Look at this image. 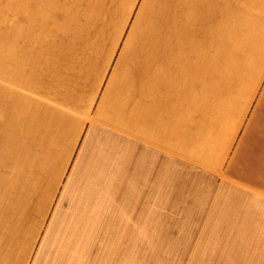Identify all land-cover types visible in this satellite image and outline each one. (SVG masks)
<instances>
[{"label": "crops", "instance_id": "0c3cea01", "mask_svg": "<svg viewBox=\"0 0 264 264\" xmlns=\"http://www.w3.org/2000/svg\"><path fill=\"white\" fill-rule=\"evenodd\" d=\"M174 172L264 201V0H0V264L155 226Z\"/></svg>", "mask_w": 264, "mask_h": 264}, {"label": "rangeland", "instance_id": "374dc122", "mask_svg": "<svg viewBox=\"0 0 264 264\" xmlns=\"http://www.w3.org/2000/svg\"><path fill=\"white\" fill-rule=\"evenodd\" d=\"M188 178L174 172L173 201L158 200L155 226L141 217L138 232L110 233L108 240L77 232L74 247L63 239L67 247L47 264H264V201H238L237 215L224 221L223 209H212L223 205L217 191L204 210L181 201V193L195 190Z\"/></svg>", "mask_w": 264, "mask_h": 264}]
</instances>
